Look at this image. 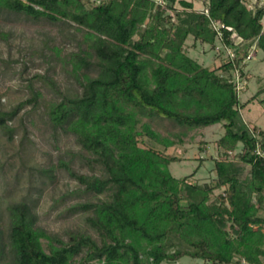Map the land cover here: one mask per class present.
I'll return each instance as SVG.
<instances>
[{
	"label": "trees",
	"instance_id": "trees-1",
	"mask_svg": "<svg viewBox=\"0 0 264 264\" xmlns=\"http://www.w3.org/2000/svg\"><path fill=\"white\" fill-rule=\"evenodd\" d=\"M2 12L67 22L83 32L78 50L65 61L79 92L49 102L46 116L52 131L73 137L80 149L73 156L91 173L80 174L62 159L41 173L53 180L55 170L63 169L76 180L79 187L66 197L104 198L68 207L70 214L85 216L96 238L69 232L66 241L38 225L29 201L7 204L0 215V264H72L76 258L163 264L183 257L264 263V130L246 125L240 113L245 105L231 82L234 71L245 78L249 54L264 53V6L204 0L198 11L184 0H0ZM189 37L210 47L218 40L234 58L216 69L205 67L184 51ZM29 87L31 98L0 110V130L8 140L16 131L8 122L27 105L38 107L42 94ZM141 117L190 129L222 124L215 181L194 184L172 176L168 166L176 158L144 139L166 147L173 142Z\"/></svg>",
	"mask_w": 264,
	"mask_h": 264
},
{
	"label": "rangeland",
	"instance_id": "rangeland-1",
	"mask_svg": "<svg viewBox=\"0 0 264 264\" xmlns=\"http://www.w3.org/2000/svg\"><path fill=\"white\" fill-rule=\"evenodd\" d=\"M193 8L204 9V0H184ZM93 2V1H92ZM248 8L264 6V0H246ZM181 9L179 4H176ZM264 24V18L262 20ZM83 32L73 24L60 22L50 24L46 21H31L22 15L2 12L0 14V110L9 111L32 96L29 87L41 92L38 107L27 105L8 125L16 131L8 140L0 130V215L9 203L27 200L34 206L38 225L48 233L67 240L69 232L90 233L96 238L82 214H70L68 207L78 201H97L93 195L80 194L79 197H66L68 191L79 187L63 169L55 170L51 180L41 171L56 165L59 159L69 161L73 170L89 174L91 170L78 156L79 146L70 135L52 131L46 116L47 104L62 95L79 92L76 81L71 76L70 64L66 60L78 50L77 42ZM184 51L197 62L210 69L218 68L227 60V51L217 40L215 47L194 43L189 37ZM58 50V51H57ZM245 83L239 94L241 117L249 129L255 126L264 130V53L257 50L244 66ZM52 84H49L47 81ZM163 139L173 142L163 144L144 141L164 155H172L176 162L168 166L175 178L186 177L194 184H211L216 175L213 161L222 157L218 140L224 134L222 124L205 128L177 126L165 119L141 117ZM241 150L239 145L236 152ZM235 152V153H236ZM231 154L230 157H233ZM249 168H244L247 175ZM223 190H216L218 195ZM264 217V209L260 212ZM264 230V227H263ZM45 245V241H43ZM72 264L85 263L76 258ZM91 264H99L93 262ZM163 264H211L202 260L183 257L176 263ZM245 264V263H244ZM264 264V263H263Z\"/></svg>",
	"mask_w": 264,
	"mask_h": 264
},
{
	"label": "built area",
	"instance_id": "built-area-1",
	"mask_svg": "<svg viewBox=\"0 0 264 264\" xmlns=\"http://www.w3.org/2000/svg\"><path fill=\"white\" fill-rule=\"evenodd\" d=\"M213 26L216 30H218L219 28L222 27L218 24H214ZM219 37H220V35H219ZM225 50L227 51V58L232 60L234 58V53L232 52V50L226 49V48H225ZM251 58H252V54H249L246 58V61H250ZM245 81H246L245 78H242V76L240 75V73L238 71L233 72V78L231 79V82L235 83L238 94H240V92L243 90V85H244Z\"/></svg>",
	"mask_w": 264,
	"mask_h": 264
},
{
	"label": "crops",
	"instance_id": "crops-1",
	"mask_svg": "<svg viewBox=\"0 0 264 264\" xmlns=\"http://www.w3.org/2000/svg\"><path fill=\"white\" fill-rule=\"evenodd\" d=\"M263 233H264V230H263Z\"/></svg>",
	"mask_w": 264,
	"mask_h": 264
}]
</instances>
